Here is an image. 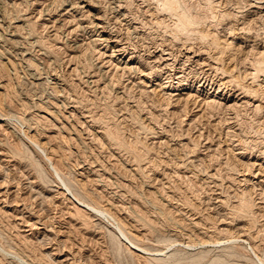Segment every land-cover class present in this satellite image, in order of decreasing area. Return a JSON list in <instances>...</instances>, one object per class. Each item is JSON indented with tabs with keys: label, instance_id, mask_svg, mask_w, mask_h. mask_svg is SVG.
<instances>
[{
	"label": "rangeland",
	"instance_id": "rangeland-1",
	"mask_svg": "<svg viewBox=\"0 0 264 264\" xmlns=\"http://www.w3.org/2000/svg\"><path fill=\"white\" fill-rule=\"evenodd\" d=\"M99 1H102L100 8L107 10V16L110 14L109 20L113 21L110 25H117L119 33L123 37L127 36L126 41L122 39L124 44H129L127 51L137 49L136 53L145 55L150 48L161 46L160 43H163V47L169 44L174 47L181 45L184 39L180 35L182 41L179 38L180 41H176L179 35L174 36L175 38L170 35L173 30L168 24L174 17L168 14L164 22L160 20L159 14L162 11L155 8L156 0H119L125 2L121 3L123 6L121 5L119 12L110 9V4H114L112 0H98V3ZM176 1L180 7L184 4L183 9L186 8L189 12L194 9L195 15H203L204 19L200 18L203 24L199 25L206 29L207 24H211L208 26L211 32L216 30L221 36V32H226V37L229 35L226 21H236L235 17L238 18L244 12V16H247L249 8V5H244L241 6L244 7L242 9L238 6L242 4L238 0ZM218 1L220 2L217 4ZM59 2L61 0L52 3L49 0H39L37 3L36 0H0V109L5 112L10 110L12 114L10 121L1 120L0 124V264H264L261 262L264 260V81L261 73L259 76L255 75L258 82L252 80L251 74V77L246 74L248 70H252L250 65L254 66L248 61H252L254 57L253 49L247 50L248 59H242L244 62L236 64L239 69H236L235 63L233 66L226 60L219 65L224 68L225 62L227 70L230 68L232 73H237L234 76L237 81L233 80L231 83L236 90H240L237 87H241L240 83L243 82V88L256 94L255 98L249 96V99H254V103L260 105L259 111L252 109L253 105L250 103L247 108L240 105L233 110L223 109L216 104L209 108L198 92H195L197 95L191 94L187 100L180 87L177 89L178 94L172 96L157 89L158 86L154 93L150 91L147 83L155 82L156 75L143 76L141 68L144 66L141 64L136 70L135 67L134 70L120 67L128 52H124V55H110L111 45L100 38L97 30L93 29L94 26L87 29L77 27L78 30L75 28L76 19L71 20L72 14L84 12L83 15H87L89 11L90 14L85 15L84 19L91 20L94 9L84 10L87 8L84 6L83 10L79 8L77 12L72 13L70 10L69 13L59 15L63 10H56ZM54 7L56 13L52 12ZM47 9L52 12L50 15ZM155 9L161 12L157 14ZM227 10L232 12L231 20H225L221 16V12ZM151 11L154 16H150ZM141 14H144L143 18ZM119 15L123 17L120 18ZM115 17L119 19L114 20ZM65 19L70 24L64 23ZM216 19L218 23L214 21ZM142 20H146V23ZM20 23L23 25H19ZM219 23L221 25L215 27ZM258 24H252L254 30H263V19ZM130 30H134V33ZM93 36L98 37L97 41ZM90 38L93 39L92 42ZM230 38L231 36L228 37ZM232 39L236 44L245 42L242 38ZM155 40H160V43ZM247 48L250 50V46ZM178 64L176 62V66ZM217 77L213 78L219 82ZM234 83L239 84L236 86ZM19 115L29 116V125L23 123L18 118ZM104 128L117 134L119 138L106 134ZM101 129L105 130L104 133ZM27 134L32 136V141ZM108 137L112 140L107 141ZM35 141H44L42 145L47 146L45 151L38 149ZM45 154L51 156V160L46 159ZM249 158L260 164L257 163L253 169L247 167ZM80 182L85 185V190L80 187ZM72 192L82 199L81 202L84 201L83 204L93 200L92 202L107 207L114 217L120 219L129 234L152 253L129 250L125 238L116 229V219L110 215L100 216L90 212L89 208L73 199L75 195ZM242 200L248 204L243 202L245 205L241 207ZM246 208L248 211H245ZM235 210H238V214ZM217 226L227 227L228 231L220 233ZM245 230H250L247 233H251L247 237L245 232V241H235L234 235L237 234L234 233L237 231L239 234ZM182 240H190L195 244L186 246ZM251 245L257 250L259 259Z\"/></svg>",
	"mask_w": 264,
	"mask_h": 264
},
{
	"label": "bare ground",
	"instance_id": "bare-ground-1",
	"mask_svg": "<svg viewBox=\"0 0 264 264\" xmlns=\"http://www.w3.org/2000/svg\"><path fill=\"white\" fill-rule=\"evenodd\" d=\"M37 1H39V0H36V3H37ZM43 1V0H42ZM45 1V0H44ZM60 1V0H59ZM143 1V0H142ZM147 1V0H146ZM145 1V2H146ZM149 1V0H148ZM194 1H197L198 2V0H194ZM203 1V0H202ZM204 1H206V0H204ZM210 0H207V2H209ZM223 1H225V0H223ZM228 1V0H227ZM231 1V0H230ZM238 1H241V5H238V6H244V5H249V8L247 9L248 10V13H247V16L245 15L244 16V13H243V15L242 14H239L238 15V18H237V16L235 17V13L233 14V16L236 18V21H234V20H231V11H233V10H231V8H229L230 6H232L229 2V4H230V6L228 7L229 8V10H231L230 12L227 10V11H223V12H221V16L225 19V20H227L228 18H229V20H231V21H233V22H230V21H226V27H228V32L227 33H229V35L227 34V37H226V32H221V33H223V35L221 36V34H219V33H217V31L215 30V29H213V30H215V31H213V32H211L208 28V26L209 25H211V24H207L208 26H207V28L205 29L203 26H201V24L199 25V23H202V22H200L201 21V19L203 20L204 18H202L203 17V15H202V17H201V15L199 14V16H198V14H194L193 13V11H194V9H193V11L192 12H189V11H187L188 9H183V5L180 7L179 6V2L178 1H176V0H156V7L155 8H157V9H160L161 11V13L159 12V10H156V13L157 14H159L160 15V20H164L165 19V17H167V15L168 14H170V15H173V17H174V19L172 20V19H170L169 17V19L170 20H172L171 22H169V24L168 25H170L169 27L173 30V31H171V36L173 35V37L174 36H177V35H182V36H184V39H183V41L181 40V37L182 36H178L177 37V39L179 38L181 41H182V43H181V45H178L177 43V45L175 46L174 45V47H173V44L172 45H170L169 44V42H167L168 44V46H166V47H163L162 45H163V43H160L159 41L160 40H162V39H160V40H158V41H156V42H158V43H160V45L161 46H159V47H157V46H154V48L152 49V48H148L149 49V51L147 52V54H145V55H143V54H141V53H136V51H138L137 49H136V51L135 50H130V51H127L129 48H128V45H126V44H124V42L126 41L125 40V38L127 37H123L120 33H119V28H118V26L116 25V27H112L113 25V21H111L112 22V24L110 25V20H109V15L107 16V10L105 11V10H103V9H101L100 8V5H101V2L100 3H98V0H61V2H59V5L57 6L56 4V10L58 11V10H61V8L64 10H62L61 12H59V15L60 14H63V13H66V12H68L69 13V11L70 10H72V13L73 12H77L78 11V9L79 8H84V6H87V8H84V10H90L91 11V9L90 8H92V9H94V12L92 13V19L91 20H88V19H86V20H88V22H89V24L92 22V25H89V24H87V21L84 19V16L86 15H83L84 14V12H82V13H79V14H72V18H71V20L72 19H76V25H75V28H77V27H81V28H86L87 29V27H89V26H94V28L93 29H96L97 30V32H98V34L101 36H99L101 39H103V40H105L106 41V43H108L107 45H111V52H110V55H121V54H123L124 52H128V55H127V57L125 58L126 60H122V63H123V65L122 66H120V67H123V68H128V69H133L134 67H135V70H136V67H139L140 68V66H139V64H141L142 66H144L143 68H141V70H142V72H141V74H143V76L144 75H147V76H150V75H156V76H154V77H156L157 78V80L155 81V82H151V83H147V85L148 86H150V91H152L153 93H154V91L156 90V86H158L157 87V89H161V90H163V92L164 93H167L169 96L171 95L172 96V94H178V92H177V89H179V87L180 88H182L184 91H182V92H184L185 94H186V98H187V100H188V98L190 97V95L192 94V95H194V94H196L197 92V94L199 95V94H202V96H201V99H203V101H204V103L206 104V105H209V108H210V106L212 105H214L215 106V104H216V106H219V107H223V109L225 108V109H238L237 107L238 106H242V107H246L247 108V104L248 105H250V104H252L253 106H252V109H255V110H258L259 109V107H260V105L256 102V103H254V99H249V96H251L252 98H255L256 96V94L254 95V94H251V90L250 89H248V88H243L242 86L244 85L243 84V82H241L240 84H242V86L241 87H237V88H239L240 90H236L233 86H231L232 84L231 83H233L234 81L233 80H235V78H234V76H235V73H232L231 71H230V68L227 70V68L225 67L226 66V64H225V62H224V68H226V69H224V68H222V65L220 66L219 64H220V62L222 61H224V60H226L228 63H231V64H233V66H234V63H235V65L239 62V64L241 63L240 61H245L246 59H248V57H247V54L249 53L248 51H251L252 49H253V56L254 57H252V61H250L249 59H248V61H249V63L251 64H253L254 66H251L250 64V67L252 68V70H248L247 72H246V74H249V76H250V74L252 75V80L253 79H255V80H257V82H258V79H256L255 78V75H258V74H262V81H264V28H262V26H260L263 30H261V31H259V30H254V27L252 26V24L254 23V22H257V24H258V21H261V19H263V23H264V0H238ZM237 1V4H239V2ZM7 2V1H6ZM49 2H55V0H49ZM57 2V1H56ZM109 2V1H108ZM110 2H111V0H110ZM109 2V3H110ZM112 2L114 3L113 5H111L110 4V9L113 11H115L116 10V12H119L120 11V7H121V3H125L124 1L123 2H121V1H119V0H112ZM129 2V1H128ZM177 2V3H176ZM181 2V1H180ZM193 2V1H192ZM200 2V1H199ZM215 2V1H214ZM220 1H218L217 2V4L219 3ZM226 2V1H225ZM234 2H236V1H234ZM33 3V2H32ZM35 3V2H34ZM58 3V2H57ZM104 3V2H103ZM102 3V4H103ZM127 3V2H126ZM131 3V2H130ZM137 3V2H136ZM152 3H153V1H152ZM154 3H155V1H154ZM210 3H212V2H210ZM209 3V4H210ZM231 3H233V1L231 2ZM3 4V3H2ZM16 4V3H15ZM24 4V3H23ZM46 4V3H45ZM48 4V3H47ZM46 4V5H47ZM66 4H68V5H66ZM146 4V3H145ZM201 4H202V2H201ZM204 4V3H203ZM202 4V5H203ZM217 4L215 3L214 5H216L217 6ZM223 4V3H222ZM221 4V5H222ZM235 4V3H234ZM237 4H236V6H237ZM45 5V6H46ZM66 5V6H65ZM125 5V4H124ZM147 5H149L150 6V4H148L147 3ZM146 5V6H147ZM196 5V4H195ZM208 5V4H207ZM212 5V4H211ZM220 5V4H219ZM0 6H2V5H0ZM43 6V5H42ZM105 6V5H104ZM123 6V5H122ZM138 6V5H137ZM143 6V5H142ZM199 6V5H198ZM201 6V5H200ZM209 6V5H208ZM4 7V6H3ZM40 7H41V5H40ZM55 7H54V10L52 11V12H54V13H56L55 11ZM108 7H109V4H108ZM144 7V6H143ZM151 7V6H150ZM154 7V6H153ZM186 7V6H185ZM204 7H205V5H204ZM207 7V6H206ZM12 8V7H11ZM36 8V7H35ZM50 8H51V4H50ZM103 8V7H102ZM106 8H107V6H106ZM126 8V7H125ZM152 8V7H151ZM196 8V7H195ZM200 8H202V7H200ZM211 8V7H210ZM210 8H207V9H209L210 10ZM214 8V7H213ZM218 7H216V9H217ZM227 8V9H228ZM234 8V7H233ZM232 8V9H233ZM242 9L244 8V7H241ZM245 8H247V7H245ZM3 9V8H2ZM28 9V8H27ZM44 9V8H43ZM104 9H105V7H104ZM109 9V10H110ZM140 9V8H139ZM148 9H149V7H148ZM224 9V8H223ZM235 9V8H234ZM237 9H238V7H237ZM236 9V10H237ZM32 10V9H31ZM39 10H40V8H39ZM51 10V9H50ZM80 10V9H79ZM83 10V9H82ZM122 11H123V9H121ZM138 10V9H137ZM144 10V9H143ZM142 10V11H143ZM152 10V9H151ZM154 10V9H153ZM197 9H195V11H196ZM211 10L213 11V9L211 8ZM210 10V11H211ZM219 10V9H218ZM226 10V9H225ZM240 10V9H239ZM33 11V10H32ZM38 11V10H37ZM42 11V10H41ZM45 11V10H44ZM44 11H43V13H44ZM112 11H111V13H112ZM150 11V10H149ZM2 12V11H1ZM4 12V11H3ZM46 12V11H45ZM52 12H48V9H47V13H49V15L52 13ZM81 12V11H80ZM88 12V14H90V12L89 11H87ZM86 12V13H87ZM125 12H127V11H125ZM140 12V11H139ZM145 12H146V9H145ZM235 12V11H234ZM43 13H42V15H43ZM46 13V14H47ZM115 13V12H114ZM142 13V12H141ZM144 13V12H143ZM147 13V12H146ZM146 13H144V14H146ZM151 13H152V11H151ZM150 13V16L151 15H153L154 16V13H152L151 14ZM198 13V12H197ZM216 13V12H215ZM215 13L213 14V15H215ZM220 13V12H219ZM239 13H240V11H239ZM4 14V13H3ZM39 14V13H38ZM88 14L86 15V16H88ZM119 13H117V15H118ZM121 14V13H120ZM123 14V13H122ZM126 14V13H125ZM128 14V13H127ZM143 14V15H144ZM203 14V13H202ZM211 14V13H210ZM237 14H238V11H237ZM124 15V14H123ZM131 15V14H130ZM142 15V14H141ZM143 15H142V18H143ZM147 15H149V14H147ZM17 16V15H16ZM62 16V15H61ZM60 16V18H62ZM113 16H115V15H113ZM120 16V15H119ZM128 16V15H127ZM132 16V15H131ZM169 16V15H168ZM230 16V17H229ZM25 17V16H24ZM48 17V16H47ZM64 17V16H63ZM68 17V16H67ZM66 17V18H67ZM112 17V16H111ZM121 17H123L122 15L120 16V18ZM135 17V16H134ZM139 17V16H138ZM157 17V16H156ZM204 17H206V15H204ZM209 17V16H208ZM208 17L206 18L207 20H208ZM222 17H221V19H222ZM15 18V17H14ZM116 18V17H115ZM115 18H113L114 20H117V18L115 19ZM124 18H125V16H124ZM129 18V17H128ZM137 18V17H136ZM141 18V17H140ZM159 18H158V20H159ZM201 18V19H200ZM220 18V17H219ZM30 19V18H29ZM58 19V18H57ZM64 19V18H63ZM111 19V18H110ZM119 19V18H118ZM131 19V18H130ZM134 19V18H133ZM145 19V18H144ZM149 19H152V17L151 18H149ZM155 19H157V18H155ZM154 19V21H156ZM205 19V20H206ZM213 19V18H212ZM211 19V20H212ZM12 20H13V18H12ZM48 20H50L49 19V17H48ZM52 20V19H51ZM138 20V19H137ZM137 20H135V21H137ZM141 20V19H140ZM168 20V19H167ZM210 20V19H209ZM219 20V19H218ZM2 21V20H1ZM57 21V20H56ZM59 21V20H58ZM63 21V20H62ZM75 21V20H74ZM73 21V22H74ZM122 21V20H121ZM120 21V22H121ZM126 21V20H125ZM132 21V20H131ZM143 22H145L144 20H142ZM147 21H149L148 19H147ZM165 21V20H164ZM163 21V22H164ZM169 21V20H168ZM214 21H217V19L216 20H214ZM214 21H212V22H214ZM223 21V20H222ZM221 21V22H222ZM10 22V21H9ZM26 22V21H25ZM52 22V21H51ZM67 21H66V19H65V22L64 23H66ZM73 22H71V23H73ZM116 23H117V21H115ZM118 22H119V20H118ZM124 22V21H123ZM153 22V21H152ZM167 22V21H166ZM209 22V21H208ZM220 22V23H221ZM225 22V21H224ZM253 22V23H252ZM14 23V22H13ZM67 23H69L70 24V22H67ZM146 23V22H145ZM148 23V22H147ZM161 23V22H160ZM168 23V22H167ZM171 23V24H170ZM205 23V22H204ZM217 23H218V21H217ZM217 24L215 27H217L218 25L220 26L221 24ZM250 23H251V26H250ZM51 24H53V23H51ZM50 24V25H51ZM54 24H55V22H54ZM58 24V23H57ZM63 24V23H62ZM62 24H59V25H62ZM74 24V23H73ZM140 24V23H139ZM138 24V25H139ZM144 24V23H143ZM152 24V23H151ZM150 24V25H151ZM154 24V23H153ZM162 24V23H161ZM166 24V23H165ZM164 24V25H165ZM203 24V23H202ZM214 24H216V23H214ZM16 25V24H15ZM19 25H23L22 23H20ZM18 25V27H20ZM68 25V24H67ZM114 25H115V23H114ZM127 25V24H126ZM131 25V24H130ZM134 25V24H133ZM138 25H136L135 24V26H138ZM154 25H156V24H154ZM163 25V26H164ZM205 25V24H204ZM213 25V24H212ZM255 25V24H254ZM259 25V24H258ZM264 25V24H263ZM44 26V25H43ZM52 26H54V25H52ZM144 26V25H143ZM142 26V27H143ZM148 26V25H147ZM167 26V25H166ZM16 27V26H15ZM24 27V26H23ZM48 27V26H47ZM58 27V26H57ZM120 27V26H119ZM127 27V26H126ZM161 27H162V25H161ZM206 27V26H205ZM250 27H253V29L251 28L250 29ZM67 28V27H66ZM72 28V27H71ZM90 28V27H89ZM88 28V29H89ZM124 28H125V25H124ZM131 28H133V27H131ZM130 28V29H131ZM135 28V27H134ZM138 28V27H137ZM151 28H152V26H151ZM151 28H150V30H151ZM154 28H155V26H154ZM164 28H167V27H163V29ZM213 28H214V25H213ZM224 28V27H223ZM222 28V29H223ZM256 28V27H255ZM22 29V28H21ZM50 29V28H49ZM55 29V28H54ZM65 29V28H64ZM136 29V28H135ZM134 29V30H135ZM140 29H141V27H140ZM227 29V28H226ZM67 30V29H66ZM68 30H70V29H68ZM76 30V29H75ZM77 30H78V28H77ZM81 30V29H80ZM84 30V29H83ZM115 30V31H114ZM127 30V29H126ZM134 30H130L131 32H133ZM156 30V29H155ZM167 30V29H166ZM225 30V29H224ZM73 31H74V28H73ZM114 31V32H113ZM159 31V30H158ZM157 31V32H158ZM219 31V30H218ZM222 31V30H221ZM20 32H21V30H20ZM58 32V31H57ZM71 32V31H70ZM136 32V31H135ZM138 32V31H137ZM154 32V31H153ZM91 33V32H90ZM94 33V32H93ZM128 33V32H127ZM134 33V32H133ZM161 33V32H160ZM168 33V32H167ZM27 34V33H26ZM97 34V33H96ZM125 34V33H124ZM123 34V35H124ZM129 34V33H128ZM139 34H141V32L139 33ZM151 34H153V33H151ZM68 35V34H67ZM92 35V34H91ZM103 35V36H102ZM127 35V34H126ZM133 35V34H132ZM131 35V36H132ZM136 35V34H135ZM142 35V34H141ZM157 35V34H156ZM98 36V35H97ZM151 36V35H150ZM153 36V35H152ZM161 36V35H160ZM163 36V35H162ZM170 36V37H171ZM231 36V38L230 39H228V37H230ZM128 37H129V35H128ZM156 37V36H155ZM168 37H169V35H168ZM167 37V38H168ZM36 38V37H35ZM76 38V37H75ZM83 38V37H82ZM93 39H96V41H97V38L98 37H95V36H93L92 37ZM92 38H90V39H92ZM124 38V42L122 41V39ZM148 38V37H147ZM159 38V37H158ZM163 38V37H162ZM175 38V37H174ZM173 38V39H174ZM232 38H240V40H241V38L245 41L244 43H242L241 42V44L238 42L237 44L233 41V39ZM79 39V38H78ZM90 39H88L89 41H90ZM93 39L90 41V42H92L93 41ZM127 39V38H126ZM131 39V38H130ZM129 39V40H130ZM172 39V41H174ZM176 40V41H180V40ZM128 40V41H129ZM143 40H144V38H143ZM154 40V39H153ZM167 40V39H166ZM189 40V41H188ZM235 40V39H234ZM16 41V40H15ZM35 41V40H34ZM96 41H94V42H96ZM98 41H99V39H98ZM104 41V42H105ZM145 41V40H144ZM175 41V42H176ZM188 41V42H187ZM89 42V43H90ZM99 42H101V40L99 41ZM131 42V41H130ZM139 42V41H138ZM146 42H147V40H146ZM152 42V41H151ZM154 42V41H153ZM236 42H237V40H236ZM82 43V42H81ZM88 43V42H87ZM97 43V42H96ZM103 43V42H102ZM101 43V44H102ZM127 43V42H126ZM133 43V42H132ZM140 43V42H139ZM165 43V42H164ZM172 43V42H171ZM77 44V43H76ZM148 44V43H147ZM152 44V43H151ZM155 44V43H154ZM49 45V44H48ZM79 45V44H78ZM92 45V44H91ZM134 45H137V44H135L134 43ZM144 45H146V44H144ZM158 45V44H157ZM84 46V45H83ZM93 46H94V44H93ZM132 47H133V45H131ZM147 46H149V44L147 45ZM250 46V50L247 48V47H249ZM77 47V46H76ZM79 47V46H78ZM104 47H107V46H104ZM130 47V46H129ZM244 47H245V49H244ZM71 48V47H70ZM142 48H143V46H142ZM147 48V47H146ZM156 48H158V49H156ZM247 48V49H246ZM134 49V48H133ZM144 49V48H143ZM21 50V49H20ZM99 50H100V48H99ZM98 50V51H99ZM248 50V51H247ZM91 51V50H90ZM97 51V52H98ZM102 51H104V50H102ZM101 51V52H102ZM146 51V50H145ZM25 52V51H24ZM86 52V51H85ZM94 52V51H93ZM95 52H96V49H95ZM105 52V51H104ZM103 52V53H104ZM108 52V53H109ZM142 52H144V51H142ZM41 53V52H40ZM78 53V52H77ZM145 53V52H144ZM23 55V54H22ZM77 55V54H76ZM82 55V54H81ZM124 55V54H123ZM242 55H244V56H242ZM72 56H73V54H72ZM104 56V55H103ZM249 56V55H248ZM84 57V56H83ZM87 57V56H86ZM121 57V56H120ZM11 58V57H10ZM55 58V57H54ZM72 58V57H71ZM76 58V57H75ZM121 58H123V57H121ZM9 59V58H8ZM73 59V58H72ZM86 59V58H85ZM94 59V58H93ZM103 59V58H102ZM115 59V58H114ZM114 59H113V61H114ZM120 59V58H119ZM243 59V60H242ZM78 60V59H77ZM104 60V59H103ZM109 60H110V58H109ZM112 60V59H111ZM117 61V60H116ZM119 61V60H118ZM243 61V62H244ZM28 62V61H27ZM32 62V61H31ZM47 62V61H46ZM95 62V61H94ZM109 62V61H108ZM176 62H178L179 64L176 66ZM221 62V63H222ZM226 62V63H227ZM242 62V63H243ZM5 63V62H4ZM143 63H145V64H147V66H149V67H147L145 64H143ZM246 63V62H245ZM69 64V63H68ZM82 64V63H81ZM80 64V65H81ZM106 64V63H105ZM117 64H119V63H117ZM31 65V64H30ZM75 65V64H74ZM85 65V64H84ZM230 65V64H229ZM6 66V65H5ZM69 66V65H68ZM94 66V65H93ZM109 66V65H108ZM117 66V65H116ZM244 66H246V65H244ZM34 67V66H33ZM236 69H239L238 68V66L236 65ZM243 67V66H242ZM249 68V67H248ZM99 69H101L100 67H99ZM106 69V68H105ZM117 69H119L118 67H117ZM125 69V71H127ZM233 69H235V68H233ZM235 69V70H236ZM243 69H245L244 67H243ZM242 69V70H243ZM72 70H73V68H72ZM92 70V69H91ZM108 70V69H107ZM123 70V69H122ZM121 70V71H122ZM134 70V69H133ZM234 70V71H235ZM241 70V71H242ZM247 70V69H246ZM132 71V70H131ZM163 71V72H162ZM233 71V72H234ZM244 71V73H245V70H243ZM258 71H261V72H258ZM239 72H240V70H239ZM258 72V73H257ZM102 73V72H101ZM106 73V72H105ZM134 73V72H133ZM164 73V74H163ZM67 74H68V72H67ZM113 74V73H112ZM111 74V75H112ZM128 74V73H127ZM163 74V75H162ZM234 74V75H233ZM237 74V73H236ZM241 74V73H240ZM243 74V73H242ZM37 75V74H36ZM38 76V75H37ZM215 76H218L217 78H218V80H219V82H217V81H215V78H213V77H215ZM237 76V75H236ZM243 76V75H242ZM241 76V77H242ZM259 76V75H258ZM257 76V77H258ZM55 77V76H54ZM106 77V76H105ZM116 77V76H115ZM121 77V76H120ZM238 77V76H237ZM247 78H248V75L246 76ZM251 77V76H250ZM41 78V77H40ZM125 78V77H124ZM151 78V77H150ZM261 78V77H260ZM259 78V79H260ZM65 79V78H64ZM100 79V78H99ZM142 79H144V78H142ZM98 80V79H97ZM96 80V81H97ZM139 80V79H138ZM150 80V79H149ZM249 80H251V79H249ZM100 81V80H99ZM110 81H111V79H110ZM134 81V80H133ZM142 81V80H141ZM144 81V80H143ZM233 81V82H232ZM235 81H237V80H235ZM240 81V80H239ZM138 82V81H137ZM146 82V81H145ZM248 82V81H247ZM253 82V81H252ZM89 83V82H88ZM123 83V82H122ZM140 83V82H139ZM144 83V82H143ZM154 83V84H153ZM251 83V82H250ZM260 83V82H259ZM258 83V84H259ZM62 84V83H61ZM96 84V83H95ZM107 84V83H106ZM230 84V85H229ZM235 85H236V83H234ZM239 83H237V85H238ZM254 84V83H253ZM256 84V83H255ZM1 86H2V84H0ZM131 85V84H130ZM140 85V84H139ZM143 85V84H142ZM236 85V86H237ZM248 85V84H247ZM260 85V84H259ZM262 85V84H261ZM4 86H5V84H4ZM53 86V85H52ZM132 86V85H131ZM134 86V85H133ZM141 86V85H140ZM245 86V85H244ZM251 86V85H250ZM255 86H257V85H255ZM7 87V86H6ZM139 87V86H138ZM142 87V86H141ZM144 87V86H143ZM249 87V86H248ZM67 88V87H66ZM105 88V87H104ZM145 88V87H144ZM263 88H264V84H263ZM3 89V88H2ZM56 89V88H55ZM71 89V88H70ZM103 89V88H102ZM147 90H148V88H146ZM174 89V90H173ZM254 89H255V87H254ZM256 89H257V87H256ZM259 89V88H258ZM262 89V88H261ZM6 90V89H5ZM68 90V89H67ZM143 90H145V89H143ZM2 91V90H1ZM4 91V90H3ZM124 91V90H123ZM150 91H148V92H150ZM234 91H237V92H235L234 93ZM260 91V93L259 94H261V90H259ZM263 91V90H262ZM5 92V91H4ZM6 92H8L7 90H6ZM63 92V91H62ZM116 92V91H115ZM128 92V91H127ZM141 92V91H140ZM144 92V91H143ZM158 91H156V93H157ZM196 92V93H195ZM70 93V92H69ZM129 93V92H128ZM142 93V92H141ZM147 93V92H146ZM163 93V94H164ZM194 93V94H193ZM262 93H264V92H262ZM4 94V93H3ZM59 94V93H58ZM63 94V93H62ZM162 94V95H163ZM166 94V95H167ZM184 94V95H185ZM196 94V95H197ZM5 95V94H4ZM68 95V94H67ZM119 95V94H118ZM121 95V94H120ZM158 95V94H157ZM168 95H167V98H168ZM254 97H253V96ZM174 96V95H173ZM264 96V95H263ZM137 97V96H136ZM180 97V96H179ZM178 97V98H179ZM192 97V96H191ZM259 97V96H258ZM4 98V97H3ZM28 98V97H27ZM32 98V97H31ZM142 98V97H141ZM166 98V99H167ZM170 98V97H169ZM180 98H182V97H180ZM184 98V97H183ZM186 98L184 99V100H186ZM13 99V98H12ZM50 99V98H49ZM53 99V98H52ZM69 99V98H68ZM153 99V98H152ZM74 100V99H73ZM160 100V99H159ZM168 100V99H167ZM195 100V99H194ZM263 100V99H262ZM261 100V101H262ZM70 101V100H69ZM156 101V100H155ZM169 102H171L170 101V99L168 100ZM175 101H177V100H175ZM264 101V100H263ZM9 102V101H8ZM25 102V101H24ZM23 102V103H24ZM32 102V101H31ZM168 102V103H169ZM186 102V101H185ZM193 102V101H192ZM195 102H196V100H195ZM48 103V102H47ZM142 103V102H141ZM154 103H156V102H154ZM167 103V102H166ZM173 103V102H172ZM177 103V102H176ZM250 103V104H249ZM260 103V102H259ZM262 103V102H261ZM78 104V103H77ZM264 104V103H263ZM60 105V104H59ZM70 105V104H69ZM134 105V104H133ZM152 105V104H151ZM166 105V104H165ZM184 105V104H183ZM182 105V106H183ZM199 105H200V103H199ZM206 105H204V106H206ZM26 106V105H25ZM66 106V105H65ZM137 106V105H136ZM184 106H186V105H184ZM27 107V106H26ZM164 107V106H163ZM163 107H161V108H163ZM181 107V106H180ZM193 107V106H192ZM263 107H264V105H263ZM46 108V107H45ZM160 108V109H161ZM182 108V107H181ZM186 108V107H185ZM216 108V107H215ZM240 108V107H239ZM246 108H245V110H246ZM88 109V108H87ZM131 109V108H130ZM167 109V108H166ZM169 109V108H168ZM187 109V108H186ZM185 109V110H186ZM249 109H251V108H249ZM251 109V110H252ZM172 110V109H171ZM181 110V109H180ZM183 110V109H182ZM189 110V109H188ZM212 110V109H211ZM210 110V111H211ZM231 110V111H232ZM254 110V111H255ZM124 111V110H123ZM135 111V110H134ZM137 111V110H136ZM174 111H176V110H174ZM173 111V112H174ZM191 111V110H190ZM195 111V110H194ZM197 111V110H196ZM240 110H237V112H239ZM259 111V110H258ZM15 112V111H14ZM24 112H25V110H24ZM50 112V111H49ZM59 112V111H58ZM81 112V111H80ZM98 112H100V111H98ZM172 112V113H173ZM235 112H236V110H235ZM27 113V112H26ZM57 113V112H56ZM60 113V112H59ZM89 113V112H88ZM138 113V112H137ZM195 113V112H194ZM200 113V112H199ZM209 113V112H208ZM208 113H206V114H208ZM248 113V112H247ZM255 113V112H254ZM22 114V113H21ZM73 114V113H72ZM75 114V113H74ZM113 114V113H112ZM134 114V113H133ZM182 114V113H181ZM18 115V114H17ZM56 115V114H55ZM58 115V114H57ZM86 115V114H85ZM110 115V114H109ZM210 115V114H209ZM217 115V114H216ZM240 115V114H239ZM242 115V114H241ZM245 115V114H244ZM250 115V114H249ZM255 115H257V114H255ZM12 116V114L10 113V110L9 111H3L2 109H0V124H1V120H7L8 121V119H9V121H10V117ZM28 116V115H27ZM67 116V115H66ZM123 116H125V115H123ZM29 117V116H28ZM28 117H26V116H20L19 115V117L18 118H21V120L23 121V123L25 122L26 124H28L29 125V119H28ZM55 117V116H54ZM57 117V116H56ZM99 117H101V116H99ZM185 117V116H184ZM195 117V116H194ZM13 118H14V115H13ZM17 118V119H18ZM98 118V117H97ZM192 118V117H191ZM236 118V117H235ZM260 118V117H259ZM35 119V118H34ZM38 119V118H37ZM57 119H58V117H57ZM101 119V118H100ZM123 119V118H122ZM195 119V118H194ZM21 121V122H22ZM110 121V120H109ZM190 121H192V120H190ZM189 121V122H190ZM230 121H231V119H230ZM256 121H258V120H256ZM6 122V121H5ZM237 122H238V120H237ZM82 123V122H81ZM54 124V123H53ZM93 124H95V123H93ZM256 124V123H255ZM35 125V124H34ZM70 125V124H69ZM82 125H83V123H82ZM105 125V124H104ZM73 126V125H72ZM88 126V125H87ZM114 126V125H113ZM233 126V125H232ZM263 126V125H262ZM40 127V126H39ZM85 127V126H84ZM107 127H109V126H107ZM106 127V128H107ZM112 127V126H111ZM235 127V126H234ZM101 128V127H100ZM106 128H104V129H106ZM115 128V127H114ZM140 128V127H139ZM31 129V128H30ZM103 129V130H104ZM111 129V128H110ZM155 129V128H154ZM231 129V128H230ZM253 129V128H252ZM102 129H101V131L104 133V131H103ZM112 130V129H111ZM139 130V129H138ZM157 130V129H156ZM229 131V130H228ZM235 131V130H234ZM238 131V130H237ZM111 132V133H110ZM106 134H110V135H114V136H116L117 137V134H112L113 132L112 131H109V129H106V132H105ZM200 133V132H199ZM26 134V133H25ZM106 134H105V137H106ZM235 134V133H234ZM201 135V134H200ZM237 135H238V133H237ZM263 135V134H262ZM1 136V135H0ZM61 136V135H60ZM109 136V135H108ZM113 136V137H114ZM227 136V135H226ZM231 136V135H230ZM26 137V136H25ZM27 137H28V139H30L31 141H32V136L30 137V135L29 134H27ZM98 137V136H97ZM115 137V138H116ZM241 137V136H240ZM117 138H119V137H117ZM116 138V139H117ZM234 138V137H233ZM236 138V137H235ZM68 139V138H67ZM105 139V138H104ZM109 137H108V140L107 141H109ZM73 140V139H72ZM110 140H112V139H110ZM122 140V139H121ZM233 140V139H232ZM245 140V139H244ZM248 140V139H247ZM113 141H115L114 139H113ZM135 141V140H134ZM242 141V140H241ZM258 141V140H257ZM34 142V141H33ZM42 142H44V141H42ZM42 142H39V141H35V144L38 146V149L40 148L41 150H42V152L43 151H45V148L47 147V146H44V145H42ZM106 142V141H105ZM118 142H119V140H118ZM121 142V141H120ZM155 142V141H154ZM162 142V141H161ZM189 142V141H188ZM236 142V141H235ZM247 142V141H246ZM252 142V141H251ZM254 142V141H253ZM261 141H259V143H260ZM46 143V142H45ZM59 143V142H58ZM100 143V142H99ZM115 143V142H114ZM131 143V142H130ZM145 143V142H144ZM120 144V143H119ZM160 144V143H159ZM186 144V143H185ZM244 144V143H243ZM111 145V144H110ZM122 145V144H121ZM141 145V144H140ZM154 145H156V144H154ZM182 145V144H181ZM235 145H236V143H235ZM116 146V145H115ZM130 146V145H129ZM246 146H247V144H246ZM258 146V145H257ZM50 147V146H49ZM52 147V146H51ZM111 147V146H110ZM142 147V146H141ZM193 147V146H192ZM208 147V146H207ZM227 147V146H226ZM238 147V146H237ZM252 147V146H251ZM260 147V146H259ZM51 149V148H50ZM53 149V148H52ZM133 149V148H132ZM215 149V148H214ZM130 150V149H129ZM189 150V149H188ZM223 150V149H222ZM244 150V149H243ZM248 150V149H247ZM253 150H255V149H253ZM259 150V149H258ZM15 151V150H14ZM125 151V150H124ZM212 151V150H211ZM251 151V150H250ZM47 152V151H46ZM54 152V151H53ZM137 152V151H136ZM191 152V151H190ZM214 152V151H213ZM217 152V151H216ZM221 152V151H220ZM224 152V151H223ZM262 152H264L263 151V148H262ZM9 153V152H8ZM17 153V152H16ZM227 153V152H226ZM232 154V153H231ZM259 154V153H258ZM6 155V154H5ZM46 156L45 157H47L46 159H50L51 160V156H48L47 154H45ZM213 155V154H212ZM211 155V156H212ZM218 155V154H217ZM226 155V154H225ZM185 156V155H184ZM183 156V157H184ZM249 156H250V154H249ZM170 157V156H169ZM217 157V156H216ZM226 157H227V155H226ZM199 158V157H198ZM256 158H258V157H256ZM157 159V158H156ZM171 159V158H170ZM185 159V158H184ZM240 159V158H239ZM259 159H261L260 157H259ZM1 160V159H0ZM160 160V159H159ZM175 160V159H174ZM188 160V159H187ZM227 160V159H226ZM238 160V159H237ZM182 161V160H181ZM186 162V161H185ZM217 162V161H216ZM240 162V161H239ZM243 162V161H242ZM151 163V162H150ZM234 163V162H233ZM257 163H259L258 161H256L255 159L254 160H250V158H249V162H246V164H249V166H247V167H249V168H256V165H257ZM53 164H54V162H53ZM152 164V163H151ZM181 164V163H180ZM179 164V165H180ZM232 164V163H231ZM236 164V163H235ZM260 164V163H259ZM264 164V163H263ZM262 164V165H263ZM195 165V164H194ZM222 165V164H221ZM233 165V164H232ZM153 166V165H152ZM53 167L56 169V166L55 165H53ZM262 167V166H261ZM245 168V167H244ZM139 169V168H138ZM264 169V168H263ZM251 170V169H250ZM262 170V169H261ZM222 171V170H221ZM255 171V170H254ZM257 171V170H256ZM258 171H259V167H258ZM237 172V171H236ZM241 172V171H240ZM245 172H247V171H245ZM10 173V172H9ZM27 173V172H26ZM96 173V172H95ZM233 173H234V171H233ZM255 173H257L258 174V172H255ZM259 173H260V171H259ZM261 173H263V172H261ZM239 174V173H238ZM208 175V174H207ZM214 175H216V174H214ZM227 175V174H226ZM9 176V175H8ZM263 176V175H262ZM34 177H35V175H34ZM226 177V176H225ZM228 177V176H227ZM98 178V177H97ZM96 178V179H97ZM182 178V177H181ZM16 179V178H15ZM232 179V178H231ZM62 180V179H61ZM242 180V179H241ZM244 180V179H243ZM248 180V179H247ZM264 180V179H263ZM77 181V180H76ZM229 181H230V179H229ZM88 182V181H87ZM90 182V181H89ZM238 182V181H237ZM4 183H5V181H4ZM7 183V182H6ZM13 183V182H12ZM65 183V182H64ZM232 183V182H231ZM18 184V183H17ZM31 184V183H30ZM78 184V183H77ZM62 185V184H61ZM80 187H82L84 190H85V185L82 183V182H80ZM92 185V184H91ZM63 186V185H62ZM64 186H66V185H64ZM257 186V185H256ZM67 187V186H66ZM238 187V186H237ZM65 189H67V188H65ZM262 189H264V188H262ZM10 190V189H9ZM41 190V189H40ZM236 190V189H235ZM58 191V190H57ZM68 191V190H67ZM70 191V190H69ZM40 193V192H39ZM66 193V192H65ZM69 193V192H68ZM71 193V192H70ZM75 196V198H73V199H75L76 201H77V203L78 204H80V205H82V206H84V207H86V208H89L90 209V212L92 211V212H94V214H99L100 216H102V214H104V215H106L107 217H108V215H110L113 219H116V222H115V225H116V229L121 233V235H122V237H124L125 238V240H126V246H127V248L130 250V249H136V250H138V251H140V252H142V253H152V252H150V250H148L146 247H144L143 245H141L140 243H138L130 234H129V232L124 228V226H123V224H122V222L120 221V219L119 218H117L116 216L114 217L113 216V214L110 212V210L107 208V207H105V206H103V205H101V203H100V205L97 203H94V202H92V201H89V202H87L86 204H83L84 203V201L83 202H81V198L76 194V193H74V192H72ZM238 193V192H237ZM242 193V192H241ZM263 193V192H262ZM16 195H17V193H16ZM240 195V194H239ZM71 196H73V195H71ZM235 196V195H234ZM242 196V195H241ZM70 197V196H69ZM264 197V196H263ZM2 198V197H1ZM58 198V197H57ZM6 199V198H5ZM81 199V200H80ZM184 199V198H183ZM240 199V198H239ZM238 199V200H239ZM40 200V199H39ZM96 200V199H95ZM110 200V199H109ZM186 200V199H185ZM235 200V199H234ZM243 200H245V198L243 199ZM242 200V202H240V205H241V207H243L242 205L245 203L244 201ZM17 201V200H16ZM13 202V201H12ZM19 202V201H18ZM25 202V201H24ZM30 202V201H29ZM123 202V201H122ZM188 202V201H187ZM244 202V203H243ZM38 203V202H37ZM238 203V202H237ZM16 204H17V202H16ZM23 204V203H22ZM30 204V203H29ZM32 204H34V203H32ZM116 204V203H115ZM122 204V203H121ZM190 204V203H189ZM246 204V203H245ZM244 204V205H245ZM248 204V203H247ZM246 204V205H247ZM20 205V204H19ZM76 205V204H75ZM120 205V204H119ZM119 205H118V208H119ZM237 205H239V204H237ZM262 205V204H261ZM122 206V205H121ZM125 206V205H124ZM251 206V205H250ZM39 207V206H38ZM113 207V206H112ZM115 207V206H114ZM127 207V206H126ZM245 207L246 206H244V209H245ZM249 207V206H248ZM118 208H116V210L118 209ZM237 208V207H236ZM240 208V207H239ZM238 208V209H239ZM29 209V208H28ZM250 209V208H249ZM32 210V209H31ZM77 210H80V209H77ZM240 211H241V208L239 209ZM243 210V209H242ZM23 211V210H22ZM41 211V210H40ZM130 211V210H129ZM196 211V210H195ZM236 211H238V210H235V212ZM244 211V210H243ZM245 211H248L247 210V208H246V210ZM71 213V212H70ZM237 213V212H236ZM239 213H241V212H239ZM247 213V212H246ZM234 214V213H233ZM238 214V213H237ZM203 215V214H202ZM19 216V215H18ZM109 216V217H110ZM233 216V215H232ZM243 216V215H242ZM110 217V218H111ZM250 217V216H249ZM139 218V217H138ZM46 219V218H45ZM133 219V218H132ZM206 220H208L207 218H205ZM219 220V219H218ZM103 221V220H102ZM28 222V221H27ZM49 222V221H48ZM210 222V221H209ZM94 223V222H93ZM138 223V222H137ZM50 224V223H49ZM201 224V223H200ZM247 224V223H246ZM253 224H254V222H253ZM15 225V224H14ZM135 225V224H134ZM242 225V224H241ZM241 225H239L240 227H241ZM255 225V224H254ZM16 226V225H15ZM143 226V225H142ZM202 226V225H201ZM211 226H214V225H211ZM239 226H237L236 228H237V230H239L240 231V228H239ZM246 226V225H245ZM249 226V225H248ZM253 226V225H252ZM29 227V226H28ZM50 227V226H49ZM218 227V226H217ZM244 227V226H243ZM51 228H52V226H51ZM227 227H224V226H220V227H218L217 228V230L218 231H220V233L223 231V230H227L226 229ZM239 228V229H238ZM245 228V227H244ZM244 228H242L243 230H244ZM248 228V227H247ZM29 229H30V227H29ZM213 229H216V228H213ZM180 230V229H179ZM216 230V231H217ZM19 231V230H18ZM33 231V230H32ZM228 231V230H227ZM226 231V232H227ZM230 231V230H229ZM235 231V230H234ZM249 232H250V230H248ZM248 231H241V233L239 232V234L237 233V231H236V233H234V234H237V236L236 235H234L235 237V241H237L238 239H240L241 241H245V238L243 237V236H245L246 235V233L248 232ZM246 232V233H245ZM223 233V232H222ZM117 234V233H116ZM249 234H251V233H249ZM249 234L247 233V237L249 236ZM20 235V234H19ZM179 235V234H178ZM232 236H233V234H232ZM253 237H254V235H252ZM118 237H119V234H118ZM191 237V236H190ZM250 237H251V235H250ZM249 237V238H250ZM225 238V237H224ZM194 239V238H193ZM208 239V238H207ZM35 240V239H34ZM204 240H206V239H204ZM220 240V239H219ZM224 240V239H223ZM222 240V241H223ZM183 242H184V245H186V246H193L194 244H195V242H191L190 240L189 241H185V240H182ZM211 241V240H210ZM214 241V240H213ZM221 241V242H222ZM234 241V240H233ZM206 242V241H205ZM217 242H218V240H217ZM220 242V243H221ZM202 243H204V242H202ZM220 243H218V244H220ZM34 245V244H33ZM41 246V245H40ZM46 246V245H45ZM251 247L253 248V251L255 252H253L256 256H257V259H259L260 257H258V255H257V250L255 251V248H254V246H252L251 245ZM33 248V247H32ZM257 249V248H256ZM61 250V249H60ZM58 253V252H57ZM157 253H158V251H157ZM156 253V254H157ZM255 256V257H256ZM53 257V256H52ZM11 259V258H10ZM62 259V258H61ZM261 260V259H260ZM24 262H26V261H24ZM261 262L262 263H264V260H261ZM27 263V262H26ZM51 263H52V261H51ZM60 264V263H59Z\"/></svg>",
	"mask_w": 264,
	"mask_h": 264
}]
</instances>
